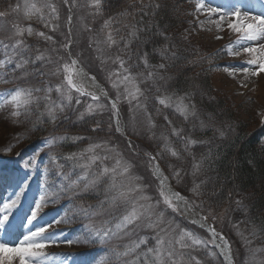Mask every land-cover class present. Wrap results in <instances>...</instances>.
<instances>
[{
    "label": "snow or ice",
    "instance_id": "6c2138e0",
    "mask_svg": "<svg viewBox=\"0 0 264 264\" xmlns=\"http://www.w3.org/2000/svg\"><path fill=\"white\" fill-rule=\"evenodd\" d=\"M185 2L192 11L182 7ZM63 7L67 32H60L59 43L23 23L36 20L55 33ZM76 9L83 10L81 19L103 21L98 29L83 26L95 33L87 44L95 57L73 50ZM8 17L15 18L10 26L0 23V85L9 86L0 90V136L6 139L0 187H18L0 202V234L13 237L0 239V264H235L231 240L207 223L210 217L223 223L233 213L242 217L228 223L248 247L244 264H264V247H251L264 240V175L257 191L243 186L236 162H229L231 171L220 167L218 149L238 135L237 128L205 103L206 96L215 99L206 83L188 76L205 60L213 64L211 54L195 47L193 34L205 37L204 48L230 32L215 55L245 59L211 70L250 88V78L264 73V12L206 7L203 0H124L115 12L111 0H16L0 10V20ZM189 17L195 19L182 27ZM33 36L48 46L29 44ZM259 116L264 126V111ZM156 118L164 129L159 134ZM137 140L150 142L151 150ZM33 141L39 147L21 157ZM84 141L87 146L76 151H58ZM11 157L21 158L4 162ZM32 177L40 181L39 195L17 227L12 220ZM48 207L57 216L45 220ZM69 231L74 239L62 235ZM61 245L79 251H47Z\"/></svg>",
    "mask_w": 264,
    "mask_h": 264
},
{
    "label": "rangeland",
    "instance_id": "374dc122",
    "mask_svg": "<svg viewBox=\"0 0 264 264\" xmlns=\"http://www.w3.org/2000/svg\"><path fill=\"white\" fill-rule=\"evenodd\" d=\"M16 0H13L11 4H14ZM81 2V0H78V3ZM206 7H221L224 10H232L235 7H240L242 11H246L249 14H258L261 12H264V0H203ZM10 5V4H9ZM246 6H248V10H246ZM5 6L4 4H0V10H3ZM246 8V9H245ZM252 8V9H251ZM255 8V10H253ZM259 8V9H257ZM258 10V11H257ZM77 12V19L74 20V29L73 34L78 39V43L73 45L74 52H79L81 49H86L85 56L87 57L89 53H91L92 57H95L98 55V53L92 51L91 49H87V44L90 38L95 36V33H88L83 30V26L86 23H91L92 27L94 29H98L102 24V19L97 18L94 22L89 19H81V17L84 16L83 10L76 9L74 10ZM192 11V9L190 10ZM61 19L57 23L60 25V28L57 32H49L48 29L44 28L43 24L37 22L36 20L33 21H25L23 22L25 25L31 24V26L37 30V31H45L48 32V34L53 35L54 39H56L59 42L63 41V37L60 35V32H67V9L66 7H63L61 9ZM202 18V17H201ZM195 17H191V20H194ZM14 17H8L4 18L3 20H0V23H6L9 26L12 22H14ZM186 26L183 27H187ZM79 33V36H76V34ZM194 36H196V40L193 41L195 47L199 49L203 54L206 53H212L213 58V64H209L206 61L202 63L201 66L195 67L192 71L198 73L199 71L205 72L209 76V81L207 84V89L209 94L214 97L215 101H221L223 102V109L226 117H232L234 121H242L246 127L247 131L252 133H261V142H264V126L261 125L260 116L259 113L261 111H264V73H261L259 76L252 77L248 81L250 88H241L240 85L234 81L232 78L227 77L226 74H224L222 71H212L211 69L219 64V65H227V64H239L241 63L245 58L243 56L241 57H230L226 53H221L220 55H215L216 49L221 48V46H226L228 43V39L231 38L232 34L230 32H226V40L220 41V42H213L210 46H206L204 48H201V43H205V37L199 36L198 34L194 33ZM208 40H211V35L209 34ZM28 43L34 46H40L41 48L47 47L48 45L45 44V42L42 39H39L35 36L28 38ZM111 51H115V46H113V49ZM2 58V57H0ZM98 63V61H97ZM85 66H88V61L85 60ZM110 67H116L114 65H109ZM98 79L104 84L106 90H111L110 84L107 83L104 77V73H99ZM242 79V77H240ZM4 87H9L5 85H0V90H2ZM210 90V91H209ZM114 94V92H113ZM124 112L123 117L125 120L128 119L129 114L127 111V105H122ZM2 115V114H0ZM109 114L105 113L102 117L105 121H107ZM156 122L158 124L157 128V134H159L161 131H164L162 127H159V125L162 123L161 118H156ZM50 128L48 129L49 132ZM11 132V129H9V134ZM48 134V133H47ZM46 133L44 135H47ZM205 133L204 135H206ZM6 143V139L3 136H0V148H3L4 144ZM86 143L83 142V147L87 146ZM137 143H143V147L146 150H151V144L148 141H139L137 140ZM39 147V141H33L32 144H30L23 153H21V157H27L30 155L36 148ZM19 151V148L17 149ZM21 157H11V158H5L4 162H8V160H19ZM47 162V160H45ZM165 173L169 175L171 178V172L168 169H164ZM23 175V174H21ZM32 187L31 189L26 192L22 198V203L19 207V209L15 212V219L12 220L13 225L19 227L21 218L26 217L29 214V209L31 206H33L34 199L38 198V190H39V179L37 177L31 178ZM173 184H175V181H172ZM16 187L14 186L12 188H5L0 187V202H2L3 199H6L8 195H11L15 190ZM58 207V206H57ZM228 205L225 203V205L219 209V214H223L224 208H227ZM44 219L50 220L51 218L57 216V212L53 210V207H48L44 209ZM207 214V213H205ZM179 219V218H178ZM212 224L216 226V229L218 231H221L222 234H225L227 238L231 240L232 248L235 252V262L236 264H244L245 260L249 256L248 247L245 246L241 238L236 234L234 230H232L231 224L228 223V220H234L239 221L242 219L240 214L233 213L231 216L227 218L223 223H221L220 219H213L212 217L209 218ZM189 228H191L193 231L197 232L198 235H200L202 238L207 239V235L203 232H200L198 229L193 227L192 225L184 222ZM56 227H59V229H63L66 226L64 225H57ZM244 225H241V230L244 229ZM22 231V229H21ZM51 231V229H50ZM62 235L67 236L70 239H74L75 236L72 232H63ZM244 235H249L247 231H244ZM13 237L11 235H4L0 234V239H12ZM257 240V239H255ZM253 241V244L251 247H264V243H257V241ZM72 248L79 249L75 246H70ZM69 250L68 245H61L59 247H52L48 249L50 255L56 256L63 253H68ZM91 255V253H88L87 255H84L85 257Z\"/></svg>",
    "mask_w": 264,
    "mask_h": 264
},
{
    "label": "trees",
    "instance_id": "16d2710c",
    "mask_svg": "<svg viewBox=\"0 0 264 264\" xmlns=\"http://www.w3.org/2000/svg\"><path fill=\"white\" fill-rule=\"evenodd\" d=\"M13 0H0V4H4L8 6L11 4ZM124 0H111L112 11L115 12L121 9ZM182 7L190 12L191 7L188 3H183ZM191 20V17L188 18V21L185 22L183 26H186ZM182 26V27H183ZM171 34V33H170ZM205 56L210 54L206 53ZM206 61V60H205ZM188 76L197 77V82H203L208 84L209 76L203 72L199 71L198 73L194 71H189ZM210 91V90H209ZM205 103H211L213 109L216 111V114L221 118V120H230L237 128L238 135L233 137V139L227 144H221L218 152L222 156V161L220 167L223 169L227 166V170L231 171L230 161L236 162L239 170V174L242 178L243 186L252 187L255 185L257 191L260 188V179L261 176L264 175V150H262V142H261V133H252L247 131L246 125L242 121H234L232 117H226L223 109V102L221 101H209L207 96L205 97ZM52 129L50 128L49 132ZM73 132L76 129L72 130ZM47 134V132L42 133L41 135ZM212 132L208 131L205 135V138L211 137ZM86 143V141H84ZM217 143H220L217 141ZM83 146V142H79L78 144H64L58 151H76L78 148ZM249 161H253V164H250ZM261 201L259 198L257 199V206L259 207ZM225 205V204H224ZM260 217H257L256 222L259 223ZM257 243H264V240L257 239L255 240ZM235 253V252H234Z\"/></svg>",
    "mask_w": 264,
    "mask_h": 264
},
{
    "label": "bare ground",
    "instance_id": "6f19581e",
    "mask_svg": "<svg viewBox=\"0 0 264 264\" xmlns=\"http://www.w3.org/2000/svg\"><path fill=\"white\" fill-rule=\"evenodd\" d=\"M246 8H247V9H246ZM246 8H245V9L248 10V6H246ZM251 9H252V8H251ZM257 9H259V8H257ZM253 10H255V8H253ZM257 11H258V10H257Z\"/></svg>",
    "mask_w": 264,
    "mask_h": 264
},
{
    "label": "water",
    "instance_id": "95a60500",
    "mask_svg": "<svg viewBox=\"0 0 264 264\" xmlns=\"http://www.w3.org/2000/svg\"><path fill=\"white\" fill-rule=\"evenodd\" d=\"M195 226H197L198 228H199V226L198 225H195ZM204 230V229H203ZM205 231V230H204ZM206 232V231H205ZM207 233V232H206Z\"/></svg>",
    "mask_w": 264,
    "mask_h": 264
}]
</instances>
